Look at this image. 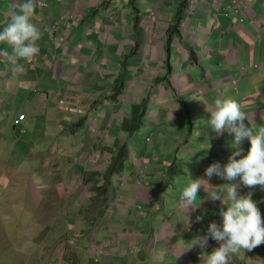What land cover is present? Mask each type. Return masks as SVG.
<instances>
[{
    "label": "crops",
    "instance_id": "0c3cea01",
    "mask_svg": "<svg viewBox=\"0 0 264 264\" xmlns=\"http://www.w3.org/2000/svg\"><path fill=\"white\" fill-rule=\"evenodd\" d=\"M191 1L38 0L32 21L41 31L38 55L19 61L23 72L0 57V186L25 192L24 204L45 223L57 216L85 223L77 233L80 256L72 243L57 244L56 253L74 264H204L203 250L187 249V242L221 222L223 204L209 200L208 191L229 183L209 179L205 170L234 151L232 137L206 121L216 98H233L247 126H264V0L252 2L245 18L231 12L230 0ZM23 2L0 0V29ZM0 49L11 53L6 42ZM134 105L147 113L140 133L129 136L120 130ZM22 114L27 119L17 128ZM166 124L181 131H166ZM144 130L148 149L132 148ZM27 142L35 150L24 174L14 155ZM123 144L132 160L115 173L100 205L89 190L103 182L89 183L86 175L107 171ZM179 157L191 166L171 173ZM166 172L183 185L163 189ZM198 178L207 181L199 203L182 207L179 193ZM250 191L264 219V190L240 189ZM208 245L209 252L218 246L211 239ZM232 264H264V245Z\"/></svg>",
    "mask_w": 264,
    "mask_h": 264
},
{
    "label": "clouds",
    "instance_id": "9594fccd",
    "mask_svg": "<svg viewBox=\"0 0 264 264\" xmlns=\"http://www.w3.org/2000/svg\"><path fill=\"white\" fill-rule=\"evenodd\" d=\"M37 3L38 0H24L23 3L18 5V11L11 13L10 22L7 26L0 29V42H6L11 48V53L0 49V57H6L13 65V70L16 72L24 71V65L19 63V61L22 60L30 63L39 53L37 45L41 38V31L37 25L32 22L36 14ZM190 3L196 5L195 0H192ZM239 15L242 18L244 15L245 18L246 13ZM188 22L189 19L183 22V28L186 27ZM130 118L124 120L123 123ZM26 119L27 116L22 114L14 120V125L19 128L21 123ZM246 119H248V117L246 113L242 111L241 104L237 100L218 97L215 99L214 107L209 111V117L206 121L215 133H227L232 137L231 145L234 151H232V154L228 157L225 164L221 165L218 162L212 163L205 170V176L209 179L215 175L217 177H223V179L229 183H225L218 189L211 188L212 190L208 191L209 200L221 201L223 204V208L220 210V215L222 217L221 222L219 224L215 222L211 223L205 236L187 242V249L199 247L203 250L202 252L205 253V255L201 257V259H203L204 264H232L234 256L245 255L246 252H252L257 247L264 245V219H262L261 209L253 199V193L251 191L247 194H241L240 192L242 187L252 189L259 186L264 190V126L258 129L247 126L245 124ZM143 125L144 120L142 126ZM142 126L134 135L140 133ZM122 127L123 124L121 126L122 130L120 131L126 132ZM127 134L133 136L129 133ZM244 140H247L250 145L246 151L241 147ZM123 146L127 147L125 144L118 146V153ZM130 153L131 150L128 149L126 160L129 158ZM117 154H115L108 163L107 171L112 167L110 163ZM125 167V163L123 166H118L117 171H114L113 177L115 173H121L125 170ZM107 171L91 174H105ZM91 174L86 175V177L90 178L89 183L96 182ZM96 179L103 182L102 185L95 184L89 192L92 193L94 199L100 205H103L104 197L110 192L111 184L108 187V192L100 197L97 188L102 187L105 181L103 178L99 177H96ZM237 179V183H232L233 181H237ZM206 183L207 181L199 178L188 179L187 185L179 193L181 206L188 208L189 206L197 205L199 203L198 192ZM3 185L11 186L12 192H18L20 194L19 197L22 198L21 206L27 208L24 204L26 199L25 192L18 190V188L8 183H3ZM21 192H23L22 195ZM30 211H32L31 208ZM33 211H36V208ZM39 222L44 226L47 224L42 220ZM68 226L72 230H77V233L85 229V223L83 224L82 221L77 220L68 221ZM78 226H80V228H78ZM41 235L32 238V240L40 239L44 241L45 245L51 246L53 249L54 247L55 249L57 248L58 243H62L64 249L67 245L71 243L74 245L75 243V240L69 238L67 235L62 236L59 240L54 239L48 232H43ZM209 239L215 241L218 245L213 247L210 252L206 251L209 247ZM32 240L31 244H34ZM79 250L80 249L77 248L76 253H78ZM56 251L55 254L60 256V258H58V263L74 264L70 262L71 260L68 258L69 254H62L61 252L56 253ZM97 261H99V259H97Z\"/></svg>",
    "mask_w": 264,
    "mask_h": 264
},
{
    "label": "rangeland",
    "instance_id": "374dc122",
    "mask_svg": "<svg viewBox=\"0 0 264 264\" xmlns=\"http://www.w3.org/2000/svg\"><path fill=\"white\" fill-rule=\"evenodd\" d=\"M180 123L182 124L181 121ZM184 124L185 130L190 131L188 122L184 121ZM165 129L166 131H174L175 129H178V133L181 131L180 128H176L174 125L170 124H166ZM157 132L158 130L153 129L149 136H152ZM149 136L146 135V131L144 130L140 137L133 139L131 147L136 148L139 145H143L145 149H148L150 144L147 142V138ZM158 142L159 136L157 135L156 138L153 139V143L157 144ZM34 150V145L30 144V142H27L23 146L16 147L14 161L24 174H27L30 167V158H28V156L33 153ZM4 153H8V149H5ZM168 153L174 154L171 150H169ZM130 156L131 153L125 162L126 165L132 160ZM190 159L192 160V158ZM184 163H186V165H184ZM189 165L191 166L190 160L183 162L181 157H179V160L172 159L171 173L182 170ZM161 178L162 180H160V182H162L163 189H169L173 184H179V186H181L184 183L183 181H180L178 177L173 179L172 174L170 175L168 172H166L165 176ZM114 179L118 182L120 177L116 176ZM116 185L118 187V183ZM22 194L23 192H21V195ZM19 195L18 192H12L11 186H0V264H63L58 263V258H60V256L55 254V247L53 249L51 246L49 247L45 245L42 240H39L41 242L38 240H32V238L39 237L43 232H48L49 235H52L56 240L67 235L69 238L75 240L74 252H77V248L81 249L80 237L76 236L77 230L69 228V219L67 216H57L58 218L44 226L39 222L42 217L35 216V211H30V207L25 206L27 208H23V206H21L22 198H20ZM58 214L63 215L64 213L59 212ZM97 227H99V231L96 240L99 239L101 232V227ZM78 228H80V226H78ZM31 240L34 244H31ZM78 253L80 256L79 251ZM69 260L71 259L69 258ZM70 262L72 263L73 261L71 260ZM92 263L93 261H91V264Z\"/></svg>",
    "mask_w": 264,
    "mask_h": 264
},
{
    "label": "trees",
    "instance_id": "16d2710c",
    "mask_svg": "<svg viewBox=\"0 0 264 264\" xmlns=\"http://www.w3.org/2000/svg\"><path fill=\"white\" fill-rule=\"evenodd\" d=\"M125 81L122 79V85H121V91L124 90L125 87ZM145 113H146V108H144V106H133V110H132V116L131 118L126 121L125 123H123V129L131 134L134 135L136 134L142 124H143V120L145 117ZM128 155V148L126 146H123L119 153L117 154V156L112 160V162L110 163V165H112V167L110 169H108V171L105 174H99V175H95V174H91L92 178L96 180V177L99 178H103L104 179V185L100 188H97L98 193L100 194V197H102L103 195H105L108 192V187L111 184V180L113 179V175H114V171H117L118 166H123L126 160V156Z\"/></svg>",
    "mask_w": 264,
    "mask_h": 264
},
{
    "label": "built area",
    "instance_id": "2783aa9c",
    "mask_svg": "<svg viewBox=\"0 0 264 264\" xmlns=\"http://www.w3.org/2000/svg\"><path fill=\"white\" fill-rule=\"evenodd\" d=\"M253 1L254 0H230V3L233 9V12L239 15V14L246 13L249 10V6Z\"/></svg>",
    "mask_w": 264,
    "mask_h": 264
},
{
    "label": "bare ground",
    "instance_id": "6f19581e",
    "mask_svg": "<svg viewBox=\"0 0 264 264\" xmlns=\"http://www.w3.org/2000/svg\"><path fill=\"white\" fill-rule=\"evenodd\" d=\"M116 150H117V149H116ZM109 162H110V161H109ZM123 171H124V170H123ZM123 171H122V172H123ZM117 174H119V173H117ZM137 179H139V177H137Z\"/></svg>",
    "mask_w": 264,
    "mask_h": 264
}]
</instances>
